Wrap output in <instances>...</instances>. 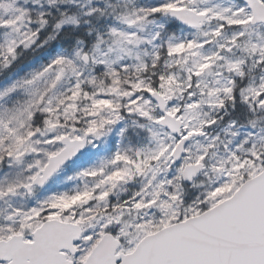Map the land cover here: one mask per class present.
<instances>
[{
	"label": "snow or ice",
	"instance_id": "obj_1",
	"mask_svg": "<svg viewBox=\"0 0 264 264\" xmlns=\"http://www.w3.org/2000/svg\"><path fill=\"white\" fill-rule=\"evenodd\" d=\"M0 264H264V0H0Z\"/></svg>",
	"mask_w": 264,
	"mask_h": 264
}]
</instances>
